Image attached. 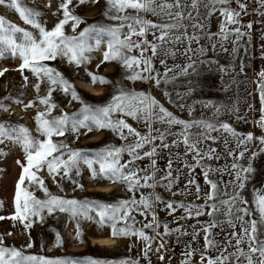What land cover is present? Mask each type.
I'll return each mask as SVG.
<instances>
[{
    "label": "snow or ice",
    "instance_id": "obj_1",
    "mask_svg": "<svg viewBox=\"0 0 264 264\" xmlns=\"http://www.w3.org/2000/svg\"><path fill=\"white\" fill-rule=\"evenodd\" d=\"M98 3L99 0H78L79 5L86 3ZM235 2L236 7L231 5ZM258 5L253 11L261 18H264V0H254ZM6 0H0V5H5ZM106 18L119 21L116 25L104 26L93 24L85 27L76 35L69 36L65 33V27L71 24L72 32L76 33L77 28L85 23L75 9L70 7L73 0H62L59 10L63 18L52 30H47L40 21L41 11L29 8L23 4V0H7V7L12 9L25 25H29L30 31L17 26L0 16V60L6 58H19L22 63L18 69L23 75L25 69L36 77L37 83L33 86L38 102L44 106L43 111L37 112L35 116L36 131L38 139L31 135L30 130L23 125H13L9 122H0V145L11 143L19 146L26 160V164L17 160L22 168V173L16 183L14 197V214L10 217L0 216V221L10 219L13 227L19 222L25 231L31 229L35 223L45 221L44 214L54 215L56 212L67 213L69 222L74 223L75 239L84 244V230L81 221L94 223L97 229L102 231L105 227L111 230V236L117 238L136 237L144 243V257L153 251L152 244L159 237L160 242L154 249L159 254L160 261L165 260L163 251L167 241L165 236L173 232L180 235H189L183 226L175 229L163 225V233L158 231L161 227L156 214L158 205L168 210L173 215L178 209L184 210V215L179 220L199 218L208 216L206 222L197 220L199 228L193 227L191 233L192 241L185 246L181 264H193V257L199 254V264H264V195H257L254 200V210L248 207V201L242 196L245 183L254 169L251 164L244 167L233 162L228 168L216 167L213 161H219L221 155L213 144H216L219 136L213 133L230 135L237 143V147L247 145L254 140L260 144V152H264V136L255 137L252 133L241 134L229 123L219 120L222 113H227L236 120H245L240 115L237 105H215L211 101L203 106L212 108L213 119H191L185 120L169 111L154 95L143 91H129L123 87L118 89V94L112 97L111 102L103 106H94L84 102L73 84L68 81L56 68L49 67L45 61H53L57 58L66 59L69 64L79 68L91 61L88 53L94 50L89 40L95 38V50H99L102 43L101 37L107 36V50L103 53V62L115 61L126 70L125 79L143 83H153V87L159 89L162 85H168L181 76L200 75V66H206L208 71L213 70L227 74L228 69L218 65L216 60L208 57V52H216L217 48L227 52V45L231 43L232 55L236 57L240 49V41L247 38V44L251 43V33L254 27L253 22L243 23L242 16L248 15V0H105ZM47 6H50L48 4ZM131 10V11H129ZM134 13V14H133ZM219 13L218 31H211L212 18ZM58 13H54L56 15ZM151 15L156 20L146 19ZM264 24V19H261ZM247 29V31H244ZM151 36V39H149ZM264 39V35L261 37ZM208 41V46L201 43ZM197 45V47H193ZM183 56L186 63L183 65L174 64L169 66L168 59L176 60ZM261 59H264V46L261 47ZM163 67L161 72L156 68V61ZM99 68V66H97ZM240 71H244V63H240ZM177 69L179 73H177ZM7 69L0 71L3 76ZM86 75L95 85L111 84L107 78L88 72ZM258 94L260 103V118L255 124L264 131V70L258 73ZM24 86H27L28 77L23 76ZM47 82L48 92L40 97L41 83ZM191 83V82H190ZM60 90L65 95H70L72 101L81 104L78 112L69 114L62 112L59 116H53V111L59 106L53 100L52 93ZM194 89L191 87L184 95L176 93L180 100L191 95ZM227 91V87L224 89ZM163 95L169 103H175L171 94L163 91ZM15 103H23L14 99ZM35 102L30 101L24 104L25 110L34 107ZM180 109L185 104L178 105ZM249 111L252 105L248 106ZM0 111L8 112L7 105L0 103ZM194 108L189 107V116ZM131 118L144 124L147 131L141 133L126 122ZM161 125L163 127H155ZM179 131H173L174 128ZM88 132L108 130L118 136L122 141L132 142L117 147L114 145L105 146L99 150H73L67 144L55 142L54 137L65 136L71 132L77 139L80 130ZM195 129V131H193ZM169 137H172L169 142ZM159 141V144L156 143ZM211 141V144L208 142ZM149 150H141L149 147ZM183 148V152L179 149ZM224 148L229 156L235 159L243 158L244 151L236 157L233 149L228 147V139H224ZM176 149L173 153L171 150ZM66 150V151H65ZM161 150H169V158L166 164L164 175L158 180L157 172L161 171L157 166V158ZM130 159L121 163L124 154ZM8 153L0 149V158ZM257 153H253L254 158ZM188 157L191 158L189 161ZM148 158L151 171L148 168H140L137 161ZM179 164L180 167H175ZM81 165L87 167L92 179L107 180L111 183L125 185L126 191L132 193L128 200H120L118 203L110 204L95 200L66 199L52 194L47 188L45 181L38 174L47 169L57 187L63 191L57 177L67 178L83 190V185L73 178L82 175ZM187 172L184 173V170ZM196 169H200L203 175L204 185L209 191L203 192L201 185L196 179ZM230 175L234 172V180L230 181L233 191L229 193L225 185L220 187L222 181L213 180L215 174L223 175L225 172ZM175 173V174H174ZM184 173L186 183L184 191L176 193L174 187L179 183L181 174ZM36 186L44 193L45 199L35 196L29 189ZM163 187L173 195H191L195 189L197 199H203V204H185L184 202L165 201L159 193L144 195L139 200L135 193L142 188L155 189ZM4 207L0 202V210ZM133 213H138L145 220L151 216V220L144 223L141 228L136 224ZM247 218V219H246ZM219 228L221 232L227 231L223 242L216 239L217 233L213 230ZM145 229H151L155 236L146 234ZM238 229V230H237ZM54 231V247L60 248L64 245V238L58 230ZM203 233V247L193 248ZM7 235H12L8 232ZM179 242V237H177ZM27 248L33 247L32 237L29 233ZM229 249H233L230 251ZM215 252L212 256L209 253ZM0 264H139L138 261L122 259L119 261L94 259L88 257L83 260L60 258L46 259L32 255H25L20 249L14 246H6L4 236L0 234ZM150 264V262H149Z\"/></svg>",
    "mask_w": 264,
    "mask_h": 264
},
{
    "label": "rangeland",
    "instance_id": "obj_2",
    "mask_svg": "<svg viewBox=\"0 0 264 264\" xmlns=\"http://www.w3.org/2000/svg\"><path fill=\"white\" fill-rule=\"evenodd\" d=\"M62 0H23V4L29 8L37 9L41 11L42 15L40 21L46 27L47 30H52L54 26L63 18V13L59 10V4ZM249 10L248 15L242 16V22L248 23L253 22L254 27L251 33V43L247 44V38L242 39L240 43L239 53L236 57L232 55L233 45L229 43L227 45L228 51L224 52L217 48L216 52H208V57L218 62V65L224 66L228 69L227 74H222L216 71V65H213V70L208 71L206 66H200V75L191 76H181L177 74V78L168 85H162L161 88L157 89L153 87V83H143L140 81L132 82L125 79L126 70L121 67V65L115 61L103 62V53L107 50V36L101 37L102 43L99 50H95V38L89 40V43L93 46L94 50L88 55L91 57V61L87 65H82L77 68L73 64H69L66 59L57 58L53 61H45L49 67L56 68L60 71L63 76L70 81L78 94L84 100L85 103L94 106H103L111 102L112 97L118 94V89L120 87L126 90L137 92H145L154 95L164 106L172 111L176 116L181 119L191 120V119H213L212 108H206L203 105L211 101L215 105H237L239 108V113L246 117L245 120H236L235 117L230 116L227 113H222L219 116V120L229 123L236 131L241 134L252 133L255 137L264 136V131H262L256 124L255 121L259 120L260 103L258 94V73L264 70V59H261V47L264 46V24H261V18L255 14L253 11L258 7L254 0H248ZM50 4V6H47ZM78 0H73V5L70 7L75 9V14L78 15L85 23L81 24L76 33L72 32L71 24L65 27V33L69 36L76 35L82 31L85 27L93 24H100L104 26L116 25L119 21L110 20L105 17L104 12L106 10L105 0H99L98 3H86L84 5H79ZM236 7L235 2L231 5ZM131 11V10H129ZM54 13H58L54 15ZM134 14V13H133ZM7 15H12L17 19V22H12L19 27L26 28L27 30L34 31L29 25H25L23 21L19 18L12 9L7 7V0L5 5H0V16L5 17L10 21ZM219 13L212 18L211 21V31H218V20ZM146 19L156 20L155 17L151 15H146ZM11 22V21H10ZM247 31V29H244ZM151 39V36H149ZM205 46H208V41L203 40ZM197 47V45H193ZM243 61L245 67L244 71H240V63ZM22 61L19 58L12 59L6 58L0 60V71L7 69L3 76H0V103L8 106L10 111L4 112L0 111V122H9L13 125H23L27 127L31 135L37 137L38 139H43V137L38 136L36 131L35 116L37 112L43 111L44 106L40 105L37 98V93L34 89V85L38 82L36 77L33 76L31 72L27 69L24 70L23 75L18 71ZM169 66L174 64L183 65L186 60L183 56H179L176 60L168 59ZM99 66V68L97 67ZM156 68L163 72V67L159 64V60L156 61ZM86 70L94 74H98L112 81L111 84H93L88 75H86ZM177 73L179 70L177 69ZM23 76H27L28 83L24 86ZM191 82V83H190ZM92 88L95 92H90L84 88L87 85ZM194 89L191 95L185 96L183 100H180L176 96V93L184 95L189 91V88ZM227 87V91H225ZM49 85L47 82L41 83L39 96L43 97L47 94ZM167 90L175 103H169L168 99L163 95V91ZM53 100L58 104V108L53 111V116H59L63 112L69 114L78 112L81 108V104L76 101H72L70 95H65L62 91L57 90L52 93ZM14 99H19L23 103H15ZM30 101L35 102L34 107L24 109L23 105L29 103ZM183 103L186 105L184 109H180L178 105ZM252 105V110L249 111L248 106ZM194 108L192 115L189 116L188 108ZM126 122L130 124L133 128L137 129L141 133H145L147 129L144 124L131 118H126ZM155 127H163L161 125H155ZM85 129L80 130L79 139H77L71 132L66 133L62 137H54L55 142H62L68 145L70 149L73 150H99L108 145H114L117 147L126 145L132 142V137L128 141H122L118 136L114 135L108 130L92 131L85 135ZM173 131H179V128H174ZM195 131V129L193 130ZM213 135L219 136L216 144L213 147L218 149L221 159L219 161H213V165L216 167L230 168L233 162H236L244 167L249 164L252 165L254 171L249 174V178L245 183V188L242 191V196L248 201V207L255 208L254 200L257 195H264V152H260V144L258 140L247 145V151H245L244 146L237 147L236 141L228 134L220 135L219 133H213ZM228 139V147L233 149L236 157H239L241 151L245 152L243 158L235 159L233 156H229L224 148V139ZM169 142H171L172 137H169ZM159 144V141H156ZM211 144V141L208 142ZM150 146L141 150H149ZM0 149H4L8 154L0 158V202H3V209L0 210V216L10 217L14 214V197L16 191V183L22 173V168L17 164V160L21 163L26 164L24 153L19 146L7 143L6 145H0ZM66 151V150H65ZM173 153L176 149L171 150ZM183 152V148L179 149ZM257 153L253 158L252 154ZM169 158V150H161L160 157L157 158V166L161 171L157 172L156 177L159 180L160 177L164 175L166 170V164ZM130 159V157L125 153L122 157L121 163H125ZM189 161L191 160L188 157ZM137 165L140 168H148L149 172L152 170L150 166V160L145 158L143 160L137 161ZM175 167H180L179 164H174ZM80 176H75L73 172V178L83 185V190L76 187L71 180L64 178L61 179L57 177L63 191L57 187L54 183L52 177L48 174L47 169H44L38 175L43 178L47 188L52 194L64 197L66 199H76V200H95L103 203L115 204L120 200H128L132 197V193L126 191L125 185L121 183H111L107 180L92 179L90 177V171L86 166L81 165ZM187 169L184 170V173ZM184 173L181 174V179L179 183L174 187L173 191L180 193L184 191V185L186 183V178ZM196 179L201 185L203 192L209 191L208 186L204 185L203 175L200 173V169H196ZM175 174V173H174ZM234 172L230 175L227 171L223 174H215L211 178L216 181H222L220 187L223 189L225 185H229L227 191L231 193L233 191L230 181L234 180ZM110 188L108 192L103 193L102 188ZM99 189V190H98ZM30 191H33L35 196L40 199H45L44 193L40 191L36 186H32ZM159 193L165 201L172 202H184L185 204H203V199H197L195 195V189H192L191 195H173L168 192L163 187L142 188L135 193L136 199L139 200L140 195H149ZM156 214L160 221L161 227L158 229L163 233V225L167 224L169 228L175 229L176 227L183 226L189 235H180L179 233L173 232L169 236H165L164 239L167 241L163 254L165 255V260L160 261L159 254L154 251L160 242L159 237L152 244L153 251L148 253V258L144 257V243L136 237L132 238H117L114 239L111 236V230L105 227L102 231L97 229L94 223L88 221H81L84 230V244H80L75 239L74 223L69 222V216L67 213L56 212L52 216H48L47 213L44 214L45 221L41 223H35L34 226L25 231L23 226L16 222L15 227H13V221L10 219H4L0 221V234L4 236V241L6 246H14L24 252L25 255H32L37 257H44L46 259H60V258H71L77 260H83L88 257L94 259H104V260H114L119 261L122 259H130L133 261H138L139 264H181L183 259V253L185 251V246L192 241L191 233L193 232V227L199 228L197 220L201 222L208 221V216H201L199 218L184 219L179 220L178 218L183 216L184 210L178 209L173 215L168 214L167 209H163L162 206L158 205L156 208ZM137 221L140 223L136 224L137 228H141L144 223L151 220V216L145 220L144 217L140 216L138 213H133ZM247 219V218H246ZM58 230L62 237L64 238L63 247H54V231ZM238 230V229H237ZM217 233L216 239L223 242L224 236L227 234L221 232L219 228L213 230ZM11 232L12 235H7ZM146 234L150 236H155V232L151 229H145ZM29 233L32 237L33 247L27 248L26 245L29 242ZM179 237V242L177 241ZM106 238L113 239L117 241V244L113 247H98L93 240ZM203 233L200 234L197 241L192 243L193 248L203 247ZM232 251L233 249H229ZM209 255L215 256V252L209 253ZM193 264H199V254L194 256Z\"/></svg>",
    "mask_w": 264,
    "mask_h": 264
},
{
    "label": "bare ground",
    "instance_id": "obj_3",
    "mask_svg": "<svg viewBox=\"0 0 264 264\" xmlns=\"http://www.w3.org/2000/svg\"><path fill=\"white\" fill-rule=\"evenodd\" d=\"M8 19L11 21V22H17V19L12 16V15H7ZM84 88L89 90L90 92H95L92 90L91 87L87 85H84ZM99 190V189H98ZM110 190V188H102L101 191L103 193L105 192H108ZM93 243H96L98 247H113L117 244V241L116 240H113V239H106V238H100V239H96V240H93Z\"/></svg>",
    "mask_w": 264,
    "mask_h": 264
}]
</instances>
